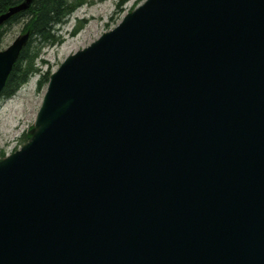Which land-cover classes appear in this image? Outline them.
<instances>
[{
	"label": "water",
	"instance_id": "95a60500",
	"mask_svg": "<svg viewBox=\"0 0 264 264\" xmlns=\"http://www.w3.org/2000/svg\"><path fill=\"white\" fill-rule=\"evenodd\" d=\"M0 264H264V0H146L68 56L0 160Z\"/></svg>",
	"mask_w": 264,
	"mask_h": 264
},
{
	"label": "rangeland",
	"instance_id": "374dc122",
	"mask_svg": "<svg viewBox=\"0 0 264 264\" xmlns=\"http://www.w3.org/2000/svg\"><path fill=\"white\" fill-rule=\"evenodd\" d=\"M145 1L69 0L76 9L61 26H57L51 41L30 35V45L28 42L25 48L29 46L27 56L31 57L33 69L31 66L30 71H33L13 96L0 98V160L30 140L47 88L45 85L40 87V81L48 73L58 70L68 56L90 46L105 32L117 27L128 13ZM25 22L22 19L3 28L0 50L7 49L18 37L26 34L23 33Z\"/></svg>",
	"mask_w": 264,
	"mask_h": 264
},
{
	"label": "trees",
	"instance_id": "16d2710c",
	"mask_svg": "<svg viewBox=\"0 0 264 264\" xmlns=\"http://www.w3.org/2000/svg\"><path fill=\"white\" fill-rule=\"evenodd\" d=\"M24 1L25 0H0V16L6 13L10 7L16 6ZM75 9L76 7L72 6L69 0H33L28 10L15 15L0 28V47L2 45L1 38L4 33L3 28L22 19L26 21L23 33L29 32L32 38H41L44 41H51L57 26L62 25ZM28 45H30V40ZM28 47L22 52L19 61L11 72L1 98L13 96L20 87L27 82L30 75L29 72L33 71H30L32 61L31 57L27 56L29 52ZM25 63L26 66L24 67L23 65ZM50 75L51 74L48 73L44 79L40 81V87L42 85H48Z\"/></svg>",
	"mask_w": 264,
	"mask_h": 264
}]
</instances>
